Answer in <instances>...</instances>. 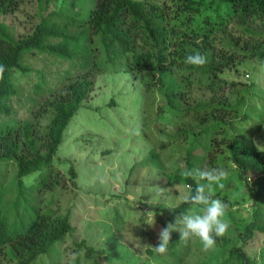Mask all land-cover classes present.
<instances>
[{"label": "trees", "instance_id": "obj_1", "mask_svg": "<svg viewBox=\"0 0 264 264\" xmlns=\"http://www.w3.org/2000/svg\"><path fill=\"white\" fill-rule=\"evenodd\" d=\"M24 1L0 0V116L5 117L0 120V163L12 162L16 168L17 201L25 176L37 172L40 187L52 181L54 157L64 131L94 90L92 74L132 72L143 85L147 116L169 113L179 123L168 131L169 126L157 116L147 120L157 138L149 157L134 164L131 172L151 166L170 177H183L189 195L194 194L198 181L186 178L185 171L226 170L224 187L214 185V198L228 208L225 219L229 229L216 238L214 252L200 264H264V247L260 258L246 250L256 232L264 233V148L257 147L254 140L264 116H248V108L258 103L253 86H247L248 94L240 92L241 78L222 75L226 68L240 69L237 57H242L240 62L264 61V0H92L93 6L86 12L74 14L65 7L74 10L77 0H64L63 7L48 14L49 0H39L41 21L32 32L17 35L1 18L15 12ZM250 21L258 22L260 28ZM233 23L241 34L232 32ZM197 52L207 59L203 67L185 63L187 55ZM39 53L70 60L85 73L74 77L67 70L52 84L42 73L34 86L30 114L16 117L13 99L21 96L23 87L16 85L14 75L30 71L27 58ZM203 146H207L206 152L195 154ZM165 150L171 151L167 161L161 158ZM175 153L179 159L172 161ZM168 163L172 170H168ZM70 172L74 181L78 172L73 167ZM254 174L261 176L255 183L254 213L247 215L229 202V189L235 176L247 182ZM2 199L0 195V256L8 262L39 264L40 256L57 249L66 234L75 230L69 215L54 217L40 207L28 220L15 217L12 221ZM191 207L183 199L174 206L173 219L180 220ZM196 207L200 210L204 206ZM74 245V249L85 248L87 256L100 263L97 250L85 239L75 240ZM197 245L203 247L199 241ZM190 246V239H181L180 232L173 231L167 250L169 264H183ZM149 252L155 254L154 250Z\"/></svg>", "mask_w": 264, "mask_h": 264}, {"label": "rangeland", "instance_id": "obj_2", "mask_svg": "<svg viewBox=\"0 0 264 264\" xmlns=\"http://www.w3.org/2000/svg\"><path fill=\"white\" fill-rule=\"evenodd\" d=\"M63 1L49 0L47 14L63 7ZM39 2L26 0L15 12L1 19L10 24L17 35L32 32L42 19L43 11ZM92 6V0H77L74 10L69 5L65 10L73 14L84 13ZM250 22L260 28L258 22ZM233 26L232 32L241 34L235 23ZM218 49L222 51L220 47ZM241 58L235 60L240 68L238 71L226 68L222 75L228 79L241 78L243 83L237 87L240 92L248 94L247 86L254 87L253 93L258 103L248 108V116L250 119L262 117L264 61L244 60L241 63ZM26 62L32 69L14 75L16 85L23 87L21 96L13 99L18 112L14 115L16 117L30 114L31 99L36 96L34 86L41 80L42 73L46 74L51 84L58 83L67 70L74 77L85 73L82 68H75L70 60L47 53L33 54ZM92 77L95 79L92 95L70 121L54 157L56 171L50 180L55 183L49 181L42 188L37 184V172L25 176L18 202L16 168L12 162L0 163V195L3 197L4 210L12 221L15 217L19 221L30 219L38 207L42 211H51L54 217L69 215L71 218L75 230L66 234L57 249L40 256L37 260L39 264H141L146 260V264H169V253L160 255L155 252L153 255L149 249L153 250L158 244V234L165 224L176 223V228H182L180 220L172 217L173 208L188 195L189 187L183 177H170L167 172L151 166L144 168L140 165L143 168L137 167L131 172L134 164L149 157L150 147L157 135L151 131L147 120L157 115L147 116V97H144L143 85L132 72L93 73ZM112 98L115 99L114 104H111ZM4 118L0 116V120ZM156 118L169 126L168 131H171L172 124L179 123V119L169 113ZM254 140L257 147L264 148V123L260 131L254 134ZM182 145L179 144V147ZM206 150L207 146H203L195 154L203 155ZM170 154L169 150L163 151L162 160L167 161ZM174 155L172 161H177L180 155ZM167 165L168 170L174 168L169 163ZM185 166L183 162V170ZM71 167L78 172L74 181L70 176ZM260 176L251 175L247 182L235 176V183L229 189V202L242 208L247 215L254 213L255 183ZM32 184H35V189ZM32 191L36 194L33 197ZM227 210L226 207L225 218ZM153 217L155 223L149 225ZM83 239L97 250L95 255L100 263L89 258L85 248L74 249L75 240L81 242ZM198 241L197 238L190 239L193 246H190L183 264H200L214 252L213 249L205 251L197 245ZM263 247L264 233L256 232L246 250L260 258ZM101 250L105 252L99 253ZM0 264L18 263L8 262L0 256Z\"/></svg>", "mask_w": 264, "mask_h": 264}, {"label": "clouds", "instance_id": "obj_3", "mask_svg": "<svg viewBox=\"0 0 264 264\" xmlns=\"http://www.w3.org/2000/svg\"><path fill=\"white\" fill-rule=\"evenodd\" d=\"M185 63L196 67H203L207 59L200 53L189 54L185 57ZM3 67L0 66V76H2ZM186 178L196 181L197 187L194 194L190 193L185 196L184 202L192 205L180 215L182 228H176L175 224L169 223L163 227L158 234V244L153 250L160 255L167 253L168 245L171 242L173 231H179L181 239L197 238L202 243L205 251L213 249L216 246V238L224 236L229 224L225 219L226 204L219 198L215 197L214 185L223 188V180L227 179L228 173L223 168L211 169H191L183 173ZM205 181V183H199ZM204 207L197 210L196 206ZM155 219L149 225H154Z\"/></svg>", "mask_w": 264, "mask_h": 264}]
</instances>
